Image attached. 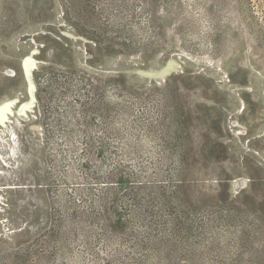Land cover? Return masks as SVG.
<instances>
[{
	"label": "rangeland",
	"instance_id": "374dc122",
	"mask_svg": "<svg viewBox=\"0 0 264 264\" xmlns=\"http://www.w3.org/2000/svg\"><path fill=\"white\" fill-rule=\"evenodd\" d=\"M29 52L0 264H264V0H0V101Z\"/></svg>",
	"mask_w": 264,
	"mask_h": 264
},
{
	"label": "bare ground",
	"instance_id": "6f19581e",
	"mask_svg": "<svg viewBox=\"0 0 264 264\" xmlns=\"http://www.w3.org/2000/svg\"><path fill=\"white\" fill-rule=\"evenodd\" d=\"M31 50H33V48ZM37 61L38 60H36L35 54H30V52L26 56H24L21 60L20 67L22 70V74H23V78H24V82H25V88H26V92H27L26 99L20 100V99H18V97H7L4 100L0 101V149L7 143V140H10L11 135L13 136L12 139L15 141V138H14L15 132L13 131L15 129H13L12 131H9V127L15 128V127L20 126L21 119L28 117L30 112L36 106V104L34 103L37 99L36 98V84H35L34 79H33V74H34V71L36 70L35 65H37V63H38ZM168 61L169 62L165 63L164 65H162V67H160L158 69H149V70L144 69L143 70L142 67H139V66L137 68H139V71L142 72V74L144 73V75H146L148 77H151V78L156 77V79H161V78H164L168 75H171V74L177 72L178 68L180 66L179 62L177 63L174 59H171ZM176 63L178 66H176ZM138 64H141V63L138 62ZM244 105L245 104H243L242 109L238 108L237 112L243 111ZM231 126H232V124H231ZM20 128H22V127H20ZM237 133L239 135H243V134H246L247 132L244 131V129L240 128V130H238ZM10 152L12 155L15 154L16 148L10 147ZM1 159H3V158H1ZM5 173H6V171H5ZM1 198H2V196L0 194V199Z\"/></svg>",
	"mask_w": 264,
	"mask_h": 264
},
{
	"label": "trees",
	"instance_id": "16d2710c",
	"mask_svg": "<svg viewBox=\"0 0 264 264\" xmlns=\"http://www.w3.org/2000/svg\"><path fill=\"white\" fill-rule=\"evenodd\" d=\"M138 193L136 192V193H134L133 194V196H131L132 197V201H133V206H137V204L139 203L138 201ZM100 202H102V200H100ZM94 202H91V204H90V206L88 207V209L89 210H86V211H88V213H85L84 211H80L79 209H75L74 208V212H73V214L71 215L72 216V219H73V221L74 222H77V218L78 217H84V219L87 221V223H93V221L96 219V218H98V216H97V214H96V212H95V207L94 206H92V204H93ZM77 206H79V205H77ZM133 210V212H134V210H136L135 208H133L132 209ZM100 211L99 210H97V213L100 215V213H99ZM133 212H132V216H133V218H136V215H133ZM59 216H61V215H59V213H58V217ZM159 217H162V219L161 218H159V223L161 222V223H163L164 224V222H165V216L163 217L162 215H160ZM60 219V218H59ZM154 220L152 221V223L154 224V222L155 223H157L156 222V220H155V218H153ZM142 221H144V219L142 218L141 219V222H139V221H136V222H138V224H139V226L140 227H143V222ZM151 221V220H150ZM158 221V220H157ZM104 223V224H103ZM151 223V224H152ZM106 224H107V227L106 228H103V227H101L102 229H105L107 232L108 231H111L110 229V227H109V225H108V223H107V220H102V225H104V226H106ZM150 225V224H149ZM89 227V226H88ZM139 232V231H138ZM140 232H141V230H140ZM143 233H142V236L141 237H143L142 239H145L146 241H144V242H141V243H139L138 241L137 242H135L136 243V245H138V249H140V250H142V251H146L147 252V248H146V245L147 244H149L150 242H151V240H149V239H153L154 237H159V236H161V234H162V231L161 230H156V229H152L149 233H147L146 234V232H145V230H143L142 231ZM145 232V233H144ZM99 238V237H98ZM112 255H113V253H112ZM127 257V256H126ZM120 263L121 264H124L125 263V261L124 260H121L120 261ZM138 264V263H137Z\"/></svg>",
	"mask_w": 264,
	"mask_h": 264
},
{
	"label": "water",
	"instance_id": "95a60500",
	"mask_svg": "<svg viewBox=\"0 0 264 264\" xmlns=\"http://www.w3.org/2000/svg\"><path fill=\"white\" fill-rule=\"evenodd\" d=\"M137 72H140V71H137Z\"/></svg>",
	"mask_w": 264,
	"mask_h": 264
},
{
	"label": "crops",
	"instance_id": "0c3cea01",
	"mask_svg": "<svg viewBox=\"0 0 264 264\" xmlns=\"http://www.w3.org/2000/svg\"><path fill=\"white\" fill-rule=\"evenodd\" d=\"M240 107V106H239Z\"/></svg>",
	"mask_w": 264,
	"mask_h": 264
}]
</instances>
